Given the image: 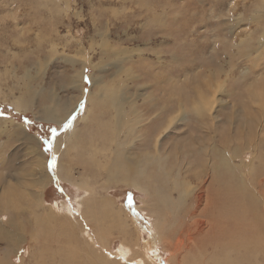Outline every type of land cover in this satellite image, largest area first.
Returning a JSON list of instances; mask_svg holds the SVG:
<instances>
[{
    "label": "rangeland",
    "instance_id": "1",
    "mask_svg": "<svg viewBox=\"0 0 264 264\" xmlns=\"http://www.w3.org/2000/svg\"><path fill=\"white\" fill-rule=\"evenodd\" d=\"M224 256L264 264V0H0V264Z\"/></svg>",
    "mask_w": 264,
    "mask_h": 264
},
{
    "label": "bare ground",
    "instance_id": "2",
    "mask_svg": "<svg viewBox=\"0 0 264 264\" xmlns=\"http://www.w3.org/2000/svg\"><path fill=\"white\" fill-rule=\"evenodd\" d=\"M200 99H202V98H200ZM200 99H199V101H200ZM199 103V102H198ZM201 103V102H200ZM199 103V104H200ZM15 105H16V108L18 109V110H20L21 109V107H24L23 105H25L24 103H23V101H21V99L19 100V101H16L15 102ZM59 112L60 111H57L56 113H55V115H54V117H57V118H55V119H53L55 122H60L59 121ZM47 116H49L48 117V119H51L52 118V114L50 113V114H48ZM125 117H123L122 115H121V118H120V120H119V123H117V127H114V128H117V129H113V130H117L118 131V133H120V131L121 130H126V132L125 133H127V132H129L130 131V129H129V125L128 124H130V123H132V122H135L136 120H128L127 118H125ZM134 125V124H133ZM169 127V126H168ZM130 133V132H129ZM57 145H58V143L56 142V144H55V148L57 149ZM117 152H119V151H117ZM68 153V152H67ZM117 155H122V154H117ZM60 168V167H59ZM118 172H117V174L119 175V177H120V180H121V182H123L124 184H126V185H131V186H134V187H138V188H140V179H142V176H143V173H141V171H136V170H134L133 168H132V166H130V165H128V166H123V165H120V166H118L117 167V169H116ZM65 178H67L68 179V176H71L72 174H71V172L70 171H66L65 173ZM64 178V179H65ZM68 181V180H67ZM71 182V181H70ZM74 183V182H73ZM74 184H76V186L77 187H79V188H85V189H88V191L90 192H92V190L90 189V186H89V184H88V182L87 181H85V180H81V181H78V182H75ZM231 195V194H230ZM221 197V196H220ZM7 198V197H6ZM165 199V198H164ZM218 199V198H217ZM233 199V198H232ZM210 200H212V199H210ZM231 201V200H230ZM210 202H213V201H210ZM215 203H216V201H215ZM226 204H227V202H226ZM39 205V204H38ZM80 205V204H79ZM217 205V204H216ZM218 206V205H217ZM220 206V205H219ZM226 210V209H225ZM231 210V209H230ZM229 211V210H228ZM224 212V211H223ZM50 213V212H49ZM48 213V214H49ZM234 213V212H233ZM238 213V212H237ZM237 213H235V214H237ZM54 214V213H53ZM47 215V214H46ZM87 215V214H86ZM238 215H240V214H238ZM224 216V215H223ZM36 218V217H35ZM229 219H230V222L232 221V223H234L235 222V219L234 218H232V217H228ZM45 219V220H44ZM39 221H41V223L43 222V221H46L47 219L46 218H43L42 219V217H40L39 219H38ZM50 220H51V218H50ZM228 224V223H227ZM37 225H38V222H37ZM256 225V224H255ZM201 226V225H200ZM226 226V225H225ZM252 226V225H251ZM198 227V226H197ZM205 227V226H204ZM254 227V226H253ZM256 227V226H255ZM206 228V227H205ZM208 228V227H207ZM247 229L248 228H246V229H243V230H241V231H239V232H237V234L235 235V236H228L229 237V239H228V243H230L231 241H233V242H235V243H237V244H240V242L242 241V239L243 240H245V238L243 237L242 238V233L243 232H246L247 231ZM43 230V229H42ZM38 231V230H37ZM251 232V231H250ZM37 233H39V231L37 232ZM191 233V232H190ZM221 234V233H220ZM235 234V233H234ZM247 234V233H246ZM258 234V233H257ZM241 235V236H240ZM37 236V235H36ZM244 236H246L245 234H244ZM254 236H256V235H254ZM242 239H241V238ZM247 237V236H246ZM222 239H225V238H222ZM247 239V238H246ZM258 239H259V236H258ZM105 240V239H104ZM246 241V240H245ZM245 241H243V242H245ZM225 242H227V240L225 241ZM258 242V241H257ZM47 243V242H46ZM102 243V242H101ZM250 243V242H249ZM251 243H253V242H251ZM232 245V244H231ZM236 245V244H235ZM262 245V244H261ZM222 246V245H221ZM50 247V246H49ZM126 247V246H125ZM237 247V246H236ZM252 247H253V245H252ZM235 248V247H234ZM251 248V247H250ZM258 248V247H257ZM231 249V248H230ZM49 250V249H48ZM131 250V249H130ZM253 250V252L255 253V250H256V248L254 249H252ZM39 251V250H38ZM129 251V250H128ZM257 251V250H256ZM252 252V253H253ZM253 253V254H254ZM39 254V253H38ZM41 254V253H40ZM39 254V255H40ZM225 255H226V253H225ZM234 255V254H233ZM50 256H52V255H50ZM231 256V255H230ZM254 256V255H253ZM41 257V256H40ZM226 256H224L223 258H222V260L221 261H219V262H215L214 264H228V258L226 259L225 258ZM249 257L250 256H248V261H251V260H249ZM251 257H252V254H251ZM21 259V258H20ZM19 259V261L21 262V260ZM32 259H33V257H32ZM41 259V258H40ZM43 259V258H42ZM247 259V258H246ZM38 260V259H37ZM45 260H46V258H45ZM136 260V259H135ZM149 260V259H148ZM255 260V259H254ZM253 260V261H254ZM144 261V260H143ZM253 261H252V264H253ZM33 262V261H32ZM2 263V262H1ZM37 263L38 264H44V262H38L37 261ZM244 263V262H243ZM258 263V262H257ZM20 264V263H19ZM22 264V263H21ZM24 264V263H23ZM241 264V263H240ZM245 264V263H244ZM247 264V263H246ZM255 264V263H254ZM259 264H260V262H259Z\"/></svg>",
    "mask_w": 264,
    "mask_h": 264
},
{
    "label": "snow or ice",
    "instance_id": "3",
    "mask_svg": "<svg viewBox=\"0 0 264 264\" xmlns=\"http://www.w3.org/2000/svg\"><path fill=\"white\" fill-rule=\"evenodd\" d=\"M82 106V105H81ZM53 131V135H55V130H52ZM49 147L51 146V141H48L47 142ZM54 162H55V158H53V166H54ZM130 199V198H129ZM130 206V205H129Z\"/></svg>",
    "mask_w": 264,
    "mask_h": 264
}]
</instances>
